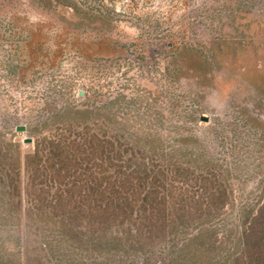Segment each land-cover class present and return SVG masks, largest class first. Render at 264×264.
I'll return each mask as SVG.
<instances>
[{
  "label": "rangeland",
  "instance_id": "1",
  "mask_svg": "<svg viewBox=\"0 0 264 264\" xmlns=\"http://www.w3.org/2000/svg\"><path fill=\"white\" fill-rule=\"evenodd\" d=\"M0 25V147L100 121L192 151L230 191L221 215L132 252L15 213L0 264H234L264 205V0H0Z\"/></svg>",
  "mask_w": 264,
  "mask_h": 264
},
{
  "label": "trees",
  "instance_id": "2",
  "mask_svg": "<svg viewBox=\"0 0 264 264\" xmlns=\"http://www.w3.org/2000/svg\"><path fill=\"white\" fill-rule=\"evenodd\" d=\"M0 169V230L22 213L28 223L58 227L75 241L97 238L114 250H143L178 227L221 215L230 201L209 161L188 149L129 143L100 121L58 126L24 153L5 143ZM234 264H264V205Z\"/></svg>",
  "mask_w": 264,
  "mask_h": 264
},
{
  "label": "water",
  "instance_id": "3",
  "mask_svg": "<svg viewBox=\"0 0 264 264\" xmlns=\"http://www.w3.org/2000/svg\"><path fill=\"white\" fill-rule=\"evenodd\" d=\"M202 121L207 122L208 118L207 117H202ZM18 131L19 132H25L26 128L25 127H20V128H18Z\"/></svg>",
  "mask_w": 264,
  "mask_h": 264
}]
</instances>
